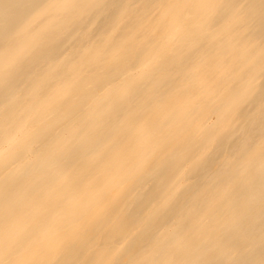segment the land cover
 Returning a JSON list of instances; mask_svg holds the SVG:
<instances>
[{
	"label": "bare ground",
	"instance_id": "bare-ground-1",
	"mask_svg": "<svg viewBox=\"0 0 264 264\" xmlns=\"http://www.w3.org/2000/svg\"><path fill=\"white\" fill-rule=\"evenodd\" d=\"M0 264H264V0H0Z\"/></svg>",
	"mask_w": 264,
	"mask_h": 264
}]
</instances>
